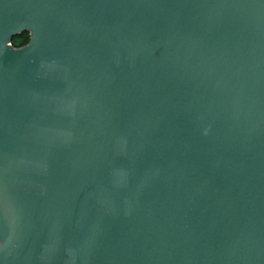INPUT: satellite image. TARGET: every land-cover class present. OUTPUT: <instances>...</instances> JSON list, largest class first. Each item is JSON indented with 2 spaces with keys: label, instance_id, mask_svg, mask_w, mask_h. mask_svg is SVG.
<instances>
[{
  "label": "water",
  "instance_id": "1",
  "mask_svg": "<svg viewBox=\"0 0 264 264\" xmlns=\"http://www.w3.org/2000/svg\"><path fill=\"white\" fill-rule=\"evenodd\" d=\"M0 264H264V0H0Z\"/></svg>",
  "mask_w": 264,
  "mask_h": 264
},
{
  "label": "flooded vegetation",
  "instance_id": "2",
  "mask_svg": "<svg viewBox=\"0 0 264 264\" xmlns=\"http://www.w3.org/2000/svg\"><path fill=\"white\" fill-rule=\"evenodd\" d=\"M29 30H23L16 35H13L9 41V45H11L14 49H22L29 44L30 41Z\"/></svg>",
  "mask_w": 264,
  "mask_h": 264
}]
</instances>
